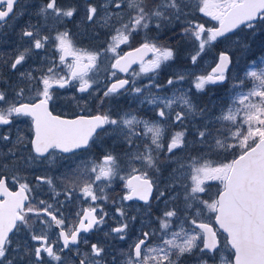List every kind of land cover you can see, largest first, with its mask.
Listing matches in <instances>:
<instances>
[{
	"label": "snow or ice",
	"instance_id": "snow-or-ice-1",
	"mask_svg": "<svg viewBox=\"0 0 264 264\" xmlns=\"http://www.w3.org/2000/svg\"><path fill=\"white\" fill-rule=\"evenodd\" d=\"M26 2L0 0V29ZM28 14L0 53V264H264V55L242 74L233 59L264 35V0H43ZM220 44L233 47L198 72ZM61 90L78 111H55Z\"/></svg>",
	"mask_w": 264,
	"mask_h": 264
},
{
	"label": "rangeland",
	"instance_id": "rangeland-1",
	"mask_svg": "<svg viewBox=\"0 0 264 264\" xmlns=\"http://www.w3.org/2000/svg\"><path fill=\"white\" fill-rule=\"evenodd\" d=\"M40 3H42V2H37V0H27V2L25 4V7L28 9V11H31V10H34ZM61 3H64V2L61 1ZM28 11H26L23 16H19L18 18H16L14 21H10V23L13 24L12 27H8L7 25H5L4 28H3V30H8V32L3 31V33H6V35H1V36L8 37V41H9L10 45L12 46V48L14 47L15 42L17 40L16 33H18L20 31L21 27H23L25 25V23L29 20ZM31 19H32V22L35 23L37 18L35 16H33ZM57 27H59L60 30H63L64 25H58ZM67 27L73 32H82L84 30L83 26H79V17H77V26H74L73 24L68 23ZM78 28H80V29H78ZM53 34H55V33L53 32ZM232 47L233 46L227 45V44L218 45V47L216 49H214L212 53H209L208 55L204 56L203 60L200 63V67L197 69V71L198 72L199 71H210L211 67L214 65L213 64L214 57L218 54V52L219 51H223V50H227V49H231ZM255 48L257 50H259V52L255 53L254 52ZM262 49H264V46H263ZM250 53L252 54V56H250ZM250 53L242 54L239 51H235L234 52V55H233L234 61H237V60L239 61V64L234 69V72H240L242 74V69L244 68V66H245V64L247 62H250L252 59H259V57L264 55V51H261L260 50V46H258V45H254V47L251 48ZM229 54H233V52H231ZM205 62H207V63H205ZM183 65H187V66L191 67L190 62H188V61H185V64H183ZM177 66H179V65H175L174 64L173 65V69L176 68ZM165 73H163L164 76L161 75V77H162V79L164 81H166L167 75H168V72H165ZM188 86L189 85L186 82L184 84V87L187 88ZM169 95H171V93ZM205 98L207 99V96H205ZM198 122H199V118H198ZM178 130H180V129L176 128V129H173L172 132L178 131ZM37 175H39V174H37ZM117 181H119V180H117ZM45 192H47L46 188H45ZM42 195H44V194H41V196ZM49 195H51V194L49 193L47 195V197ZM60 199H63V197L61 196ZM158 207H159V209H163V203H160L158 205ZM154 209L156 210V208H154ZM155 212H156L155 215L158 214L157 210ZM106 219L108 221L107 225L102 226L104 228V231H108L109 226H111V227H115L116 226L115 221H113L110 217H106ZM139 226H140L139 223H137L135 225L136 228H139ZM91 239L93 240V242L104 241L105 240L104 232L101 231V232L95 233L94 235H92ZM221 255L222 256H228V255H230V252H228V250H226V249H222L221 250Z\"/></svg>",
	"mask_w": 264,
	"mask_h": 264
},
{
	"label": "flooded vegetation",
	"instance_id": "flooded-vegetation-1",
	"mask_svg": "<svg viewBox=\"0 0 264 264\" xmlns=\"http://www.w3.org/2000/svg\"><path fill=\"white\" fill-rule=\"evenodd\" d=\"M62 1L67 2V0H62ZM78 29H80V28H78ZM103 39H104V37L102 35L101 39L97 40V41H87L86 40V41L83 42V46L84 47H89V46H91V47H99L100 44L102 43ZM121 47L124 49V51L128 50L125 46H121ZM49 55H51V52H49ZM41 56H43V52H41ZM30 63H31V61H30ZM33 66L35 67V65H33ZM133 70L139 71V66L138 65L132 66V69H130V72L133 71ZM105 75H106L105 67L102 66L101 72L99 73V78L101 79V81L104 80ZM120 75L123 76L124 74H120ZM162 76H164V74H162ZM160 82L161 83L165 82L162 79V77H160ZM61 92L63 93V95L56 101L55 111L57 113H60V114H63V115H71L74 111H78V109L76 108L75 103L70 100V97L72 95V91L71 90H61ZM170 93L171 92H169L168 95ZM76 95L79 96L80 94L77 93ZM120 103L125 108L129 107V100L128 99L122 98ZM131 107L132 108L138 107V102L132 101L131 102ZM146 107L147 106L145 105V109H146ZM141 114H144V109H142ZM26 119L27 118H25L24 121L18 122V126L20 128L23 129V128L27 127ZM173 129H176V128H173ZM173 129H171V131H173ZM41 171H42V168L36 169V174H41ZM29 179H32V177L29 176ZM112 188L114 189V191H110L109 194L111 196H113L114 198L118 199L119 195L122 192V183L120 181H116V182L113 183ZM40 198L41 199H48L47 195H42V196H40ZM106 210L111 212L114 209H113V206L111 204H109ZM55 231H57V230L54 228L53 232H55ZM93 234L94 233H88V234H85V236H86L87 239H89L91 242H93V240L91 239ZM221 239H222V237H221ZM107 243L112 246L111 250L116 255H119L121 249L126 248V245L124 243H122V242H119V241L108 240ZM83 248H84V246L81 245V249L82 250H83Z\"/></svg>",
	"mask_w": 264,
	"mask_h": 264
},
{
	"label": "trees",
	"instance_id": "trees-1",
	"mask_svg": "<svg viewBox=\"0 0 264 264\" xmlns=\"http://www.w3.org/2000/svg\"><path fill=\"white\" fill-rule=\"evenodd\" d=\"M3 31L8 32V30H3L0 29V33H3ZM254 45H258L260 46V50L263 48L264 46V35H258L256 40L252 43V47H254ZM12 46L10 45L9 41H8V37L6 36H1L0 35V53H5V52H11ZM255 53L259 52V50H257L255 48ZM231 53V52H230ZM250 53V52H249ZM250 56H252V54L250 53ZM181 64H185V61H180L175 65H180ZM212 88V91H210L208 93V95L213 96V98H219L225 95V89L223 87H216V86H210ZM204 99L206 100V98L204 97ZM215 185L212 188V192H215ZM156 210H153V215H155Z\"/></svg>",
	"mask_w": 264,
	"mask_h": 264
},
{
	"label": "water",
	"instance_id": "water-1",
	"mask_svg": "<svg viewBox=\"0 0 264 264\" xmlns=\"http://www.w3.org/2000/svg\"><path fill=\"white\" fill-rule=\"evenodd\" d=\"M133 66H134V65H133ZM138 203L142 204L143 202H138Z\"/></svg>",
	"mask_w": 264,
	"mask_h": 264
}]
</instances>
